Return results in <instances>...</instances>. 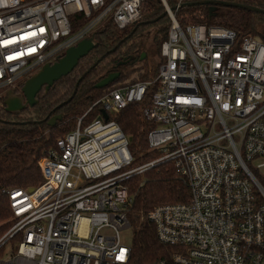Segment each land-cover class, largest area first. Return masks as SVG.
Here are the masks:
<instances>
[{
    "label": "built area",
    "instance_id": "1",
    "mask_svg": "<svg viewBox=\"0 0 264 264\" xmlns=\"http://www.w3.org/2000/svg\"><path fill=\"white\" fill-rule=\"evenodd\" d=\"M145 1L0 0V90L106 26H133ZM158 1L169 29L155 78L104 93L44 150L35 187L4 192L11 217L0 264H128L125 181L164 162L190 198L147 214L157 241L174 247L149 264H264V43L182 26L176 12L187 0ZM147 93V145L160 156L131 167L128 138L109 117Z\"/></svg>",
    "mask_w": 264,
    "mask_h": 264
},
{
    "label": "trees",
    "instance_id": "2",
    "mask_svg": "<svg viewBox=\"0 0 264 264\" xmlns=\"http://www.w3.org/2000/svg\"><path fill=\"white\" fill-rule=\"evenodd\" d=\"M219 1L264 10V0ZM169 5L175 6L173 2ZM179 11L188 12L191 24L216 26L232 31L236 44L245 37H252L264 43L263 14L218 6L216 15L209 18L207 5L183 7ZM163 14L164 9L158 0H147L143 4L140 20L133 26L122 31L106 26L98 32L95 39L96 48L80 59L70 74L54 83L47 92L41 91L37 95V103L31 108L32 119L21 118L20 113L6 112L5 100L0 98V237L9 228L11 217L4 192L13 188H32L40 182L39 160L44 150L54 146L57 139L72 131L77 118L104 93L120 85L155 78L162 61L160 46L166 39L169 21L167 19V22L151 35V39L149 35L143 36L141 33L146 26L162 23L165 19V15L161 17ZM142 53L145 57L140 60ZM137 62L141 63L139 72L131 77L129 73ZM112 73L119 74L112 84L103 89L95 88L100 80ZM149 98L150 93H147L141 103L129 104L118 114L109 117L130 139L128 150L132 157L131 167L160 156L158 152L149 150L147 145V134L154 126L145 120L142 111L149 105ZM63 102L67 103L61 105ZM58 114L62 116L61 121L54 127H48L46 122ZM45 119V122L35 123ZM125 185L128 195L132 198L128 219L134 227L128 264H149L171 258L174 247L162 245L157 241L154 227L146 217L159 205L189 201V190L176 167L172 162L158 163L143 174L129 178Z\"/></svg>",
    "mask_w": 264,
    "mask_h": 264
},
{
    "label": "water",
    "instance_id": "3",
    "mask_svg": "<svg viewBox=\"0 0 264 264\" xmlns=\"http://www.w3.org/2000/svg\"><path fill=\"white\" fill-rule=\"evenodd\" d=\"M195 5H207L209 18H212L216 15V10L218 6L228 7V8H239L242 10H247L249 12L263 14L264 10H260L258 8L249 7L240 5L237 3L225 2V1H203V0H192V2L185 3L182 7H191ZM163 14L161 17H164ZM97 46L96 41L93 42L91 39H86L79 42L75 47H72L66 51L64 56L55 62L52 65H45L42 69L36 73L34 76L29 78L22 85V98H14L9 95V98L4 99L5 111L8 113H21L27 107H34L37 103L36 96L42 90L47 92L54 83L58 82L60 79L66 77L70 74L78 65L80 59L86 57L92 50H94ZM145 54L142 53L140 60H143ZM100 60H98L99 62ZM97 64V63H96ZM95 64V65H96ZM119 77L118 73H112L100 80L96 85V89H103L108 85L112 84ZM81 80V79H80ZM75 93V91H74ZM67 102H63L61 105L66 104ZM60 105V106H61ZM104 118H106V114H104ZM62 119L61 114L55 115L51 117L47 122L48 127H54L56 123L60 122ZM45 120L41 122H35L40 124L45 122ZM128 141L130 139L128 138Z\"/></svg>",
    "mask_w": 264,
    "mask_h": 264
},
{
    "label": "rangeland",
    "instance_id": "4",
    "mask_svg": "<svg viewBox=\"0 0 264 264\" xmlns=\"http://www.w3.org/2000/svg\"><path fill=\"white\" fill-rule=\"evenodd\" d=\"M171 1L168 0V4H170ZM191 2V0H188L186 3ZM171 6V5H170ZM173 8V7H172ZM183 8V7H182ZM165 19L163 20L162 23L157 24L156 26H146L144 31H142V35L144 36L149 35V38L151 39V35L154 34V32L160 28L161 26H163L164 23L167 22V16L165 15L164 17ZM176 19L178 21V23L182 26H186V25H190V21H189V14L186 11H179L177 10L176 12ZM150 39L148 44H150ZM141 66L140 62H137L134 67L132 68V72L129 73V75H131V77H134L135 75L138 74L139 72V68ZM42 69V67H39L33 71H31L30 73L26 74L25 76L19 78L18 80H16L13 85L1 89L0 90V98H9V95H11L14 98H22V85L32 76H34L36 73H38L40 70ZM21 118H33V111L30 107H27L26 110L23 111V113L21 112L19 115ZM256 163H259V161L254 162L255 165ZM260 173H263L262 170H260ZM134 227L131 226L130 229L123 231L120 234L121 237V242L125 245H129L130 241H131V237H132V231H133Z\"/></svg>",
    "mask_w": 264,
    "mask_h": 264
},
{
    "label": "flooded vegetation",
    "instance_id": "5",
    "mask_svg": "<svg viewBox=\"0 0 264 264\" xmlns=\"http://www.w3.org/2000/svg\"><path fill=\"white\" fill-rule=\"evenodd\" d=\"M42 91H44V90H42ZM37 95H38V94H37ZM36 99H37V96H36ZM24 110H25V109H24ZM24 110H23V111H24Z\"/></svg>",
    "mask_w": 264,
    "mask_h": 264
},
{
    "label": "snow or ice",
    "instance_id": "6",
    "mask_svg": "<svg viewBox=\"0 0 264 264\" xmlns=\"http://www.w3.org/2000/svg\"><path fill=\"white\" fill-rule=\"evenodd\" d=\"M9 59H12V57H9Z\"/></svg>",
    "mask_w": 264,
    "mask_h": 264
}]
</instances>
